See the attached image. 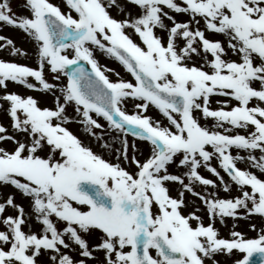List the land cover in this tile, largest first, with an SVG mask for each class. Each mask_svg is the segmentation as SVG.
Returning a JSON list of instances; mask_svg holds the SVG:
<instances>
[{"label": "snow or ice", "instance_id": "obj_1", "mask_svg": "<svg viewBox=\"0 0 264 264\" xmlns=\"http://www.w3.org/2000/svg\"><path fill=\"white\" fill-rule=\"evenodd\" d=\"M62 3L66 11L50 0H23L27 15H19L11 0H0V26L34 41L37 58L36 69L0 60V87L16 82L53 98L49 108L31 96H0L12 129L0 125V188L12 189L0 198V264H219L216 256L233 250L244 254L236 264H253L254 254L264 264V231L246 239L232 230L231 238H219L215 227L217 218L222 225L225 218L264 221V179L249 170L264 175V0ZM170 13L189 19L178 22ZM9 48L10 55H28L0 35V50ZM96 50L132 81L119 72L110 80L106 73L114 70L97 61ZM212 96L224 98L216 101L223 107L213 110ZM129 98L131 113L123 107ZM69 105L75 119L66 114ZM150 106L166 124L146 114ZM201 118L214 123L202 126ZM73 122L112 159L74 135L66 127ZM113 134L119 147L105 139ZM135 139L151 146L143 160ZM213 158L238 190L234 198L218 197L217 183L200 174L203 168L230 194ZM169 185L177 186L175 197ZM185 193L201 201L206 225ZM7 208L15 215H4Z\"/></svg>", "mask_w": 264, "mask_h": 264}, {"label": "rangeland", "instance_id": "obj_2", "mask_svg": "<svg viewBox=\"0 0 264 264\" xmlns=\"http://www.w3.org/2000/svg\"><path fill=\"white\" fill-rule=\"evenodd\" d=\"M54 1L57 2L61 6L62 9H65L64 4L62 3V0H54ZM22 2H23V0H11V6L13 9V12H15L19 15H27L25 13V10L23 9V7L20 6V3H22ZM178 2H179V0H178ZM111 14L113 16H115L117 19L122 18L121 16L117 15L116 10H114V9L111 11ZM170 14L174 15L175 19L178 22H184V21H187L189 19V16L186 14H175V13H170ZM202 27H203V25L201 23V28ZM156 34L161 35V36L164 35V33L161 32L160 30H156ZM0 35H4V36L12 39L14 41V45L17 48L22 49L23 51H25L28 54L27 56H22V55L13 56V55H10L11 49L9 48L7 50H0V60H2L4 62H15L17 64L29 66V67H32L34 69L37 68V58L35 56V51H34V49H35V42L34 41H32L30 38H28L21 31H18L16 29L11 28V27L0 26ZM205 36L209 39H215V40H223L224 39L221 35L213 36L212 34L208 33L207 31H205ZM133 39L135 40V42L139 43V41H138V39H136V37H133ZM101 54H103V53H101L99 50H96L94 52L95 58L103 67L110 68V69L114 70L113 72L106 73L112 81H115L117 79L115 72H119V74H120L119 78L130 81L129 75L125 72V70L122 68V66L114 58H111V57L107 56L106 54H104V55H106L107 58H103V57H101ZM210 58L211 57L209 56V59ZM226 58H230L233 60L237 59V57L233 56L231 53H229V56ZM204 70L208 71L207 68H205ZM44 75L51 82V74L47 71V69H45ZM61 79L66 80V78H64V77H62ZM28 82L36 84V82L34 81L33 78H28ZM253 86L255 87L256 85H253ZM9 93L19 94L22 97L31 96L39 102L40 107H49V108L53 107V98H52L51 94L45 93L43 91L30 90V89L26 88L25 86H23L19 83H16V82L7 81L6 87H0V96H3L5 94H9ZM223 99L224 98H222V97H216V96L210 97L211 108L213 110H215L218 107H223V105H218L216 103L217 100H223ZM254 104H255V101H252V102H250L249 106H253ZM6 107H7V104L4 101L0 100V125H3L4 127L8 128L9 133H11L12 129L9 126L10 121L4 112V109ZM123 107L126 108L127 110L130 109L131 111H135L134 102L132 101L131 98H129L128 100H126L124 102ZM225 110H229V109L225 108ZM66 114L69 115L70 117H73V119H75L74 107L71 105L67 106ZM146 114L153 117V118L161 119L162 124L167 123V121L164 120L160 116V114L158 113V110H156L155 108H153L151 106L148 108V111ZM92 115L94 118H96L94 113ZM197 115L199 116L200 114L197 113ZM102 120H103L102 118H98V121L99 122L101 121V124L106 126V122H104ZM200 122H201L202 126H208V127H210L214 123V121L211 118H208L207 120L201 118ZM66 127H68V129L71 130L74 135H76L79 139H81L85 145L91 147L94 152L101 154L103 156V158H105L106 160L112 159L113 154L108 152V151H105L102 148H100L99 143L93 137H91L87 134H86V136H84L85 131H83L84 129H83L82 125H80L79 123L73 122V123L67 124ZM218 130L223 132L222 129H218ZM233 134H245V130H243V129H237L236 131L233 130ZM114 135L115 134L107 135L105 137V139L107 141H109L110 143H112L113 148H116V147H119V144L114 142ZM4 147L11 149L12 145L10 143H8V144H4ZM209 150H211V149L209 148ZM231 151H232L233 155H236V154L245 155V153H243L242 151L237 152V150H235V149H232ZM148 153L150 154V152L143 154V157L144 158L147 157L149 155ZM257 155H258V153H257ZM211 163H212V166L217 168V170L220 172V175L224 177L225 182L229 183V186H232L234 189L233 192L230 189V194L232 193L231 195L228 193L229 195H221L220 198H234L236 196L238 190L236 189V187L233 184L230 183L229 178L221 172V169L219 168L218 163L215 160V158H213ZM237 166L240 167L241 169L246 167L243 162H238ZM249 170L253 171L254 174H256L259 178L264 179V175L259 173L258 170H256V169H249ZM170 171L175 172L176 170L170 168ZM200 172L204 177H206L208 179H212L214 182L217 181L216 177L212 176L210 173H208L203 168H201ZM200 188L201 187L198 186V188H196V191H199ZM10 192H12V189L10 187L0 188V198H2L4 194L10 193ZM175 194H177V190L175 191ZM189 196H190V194L187 193L186 198H188ZM17 203H20L24 206L26 213L30 211V209L26 206L27 202L22 201L19 198V196H17ZM189 204L192 205L190 202H189ZM186 209L190 210L189 208H186ZM4 215H15V213L12 209L7 208ZM201 218L206 225L207 220L204 217H201ZM31 221H32V219L29 221L30 224L32 223ZM253 224L256 226L255 230H253L250 226ZM233 225H235V229H233V227H232ZM220 226L224 229L223 233L220 234V235H222L221 238H231L230 232L232 230H237V231L241 232L243 234L244 238H246V239L257 238L258 235L261 234L262 231H264V221H262L257 216H253L251 218V220H248V219H235L234 220L232 218H225V222H224L223 226L222 225H220ZM58 227H59V225H58ZM215 227L219 231L218 226L215 225ZM0 230H3L2 225H0ZM153 255H155L154 251H153ZM239 255L241 256V253ZM225 258L226 257H219L220 262H225L223 264H233L234 260L237 258V255H235V253H233L231 258H228V259L227 258L225 259ZM41 259H43V257H41ZM221 259H224V260L221 261ZM226 260H228V261H226Z\"/></svg>", "mask_w": 264, "mask_h": 264}, {"label": "bare ground", "instance_id": "obj_3", "mask_svg": "<svg viewBox=\"0 0 264 264\" xmlns=\"http://www.w3.org/2000/svg\"><path fill=\"white\" fill-rule=\"evenodd\" d=\"M84 136H86L85 134H84ZM145 144V143H144Z\"/></svg>", "mask_w": 264, "mask_h": 264}]
</instances>
